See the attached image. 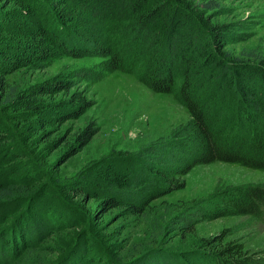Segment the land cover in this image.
<instances>
[{
	"label": "trees",
	"instance_id": "1",
	"mask_svg": "<svg viewBox=\"0 0 264 264\" xmlns=\"http://www.w3.org/2000/svg\"><path fill=\"white\" fill-rule=\"evenodd\" d=\"M203 20L187 0H0V264H263L224 234L187 252L152 247L134 254L124 244L114 252L97 225L115 209L146 218L151 202L184 188L198 164L264 169V61L233 58L222 46L235 41L233 25ZM63 57L100 58L93 80L139 69L152 90L178 93L189 125L168 143L150 144L148 156L119 151L133 162L125 169L108 162L95 180L87 172L63 177L59 161L50 160L53 149L75 155L97 131L93 122L70 124L94 105L84 79L61 73L24 88L10 79ZM181 203L171 222L192 235L198 219L264 218V185L223 189L207 205ZM49 243L55 248L44 254Z\"/></svg>",
	"mask_w": 264,
	"mask_h": 264
},
{
	"label": "rangeland",
	"instance_id": "2",
	"mask_svg": "<svg viewBox=\"0 0 264 264\" xmlns=\"http://www.w3.org/2000/svg\"><path fill=\"white\" fill-rule=\"evenodd\" d=\"M187 2L197 15H203L204 25H233L235 34L231 32L229 36L234 37L235 41L230 39L222 45L223 50L228 51L233 58L242 59L254 66L264 61V0ZM210 2L213 6L208 7ZM100 60L98 57H63L43 69L20 70L10 76L12 81L23 88L61 73L73 75L75 81L78 73L79 78L84 79L82 87L94 105L81 120L70 124L80 127L93 122L97 131L90 143L75 155L64 156L63 147L53 149L55 151L50 160L59 161L55 169L59 168L63 177L87 172L95 180L100 167L108 162L124 163L125 167L122 168L125 169L133 162L131 159L124 161L118 158L119 151H125L127 157L136 153L148 156L150 144L168 143L172 136L190 123V113L178 93L152 90L139 79L142 73L139 69L134 74L110 72L93 80L100 70ZM228 103L231 107L227 111L233 105L230 101ZM169 148L166 145L165 150ZM245 184L264 185V169L251 168L239 162L198 164L187 174L184 188L164 194L151 202L146 218L126 217L120 215L122 211L118 209L106 213L97 223L103 237L101 241L106 242L104 245L107 249L114 252V248L120 244L126 245V250H133L134 254H138L137 248L148 250L152 247L187 252L198 248L203 238L224 234L225 241L242 242L245 251L264 259V218L226 215L212 220L198 219L192 235H185L171 222L176 214L184 210L181 202H190V206L201 201L207 205L219 191ZM90 205L95 209L98 201L92 199ZM43 248L44 254H47V250L55 246L49 243ZM125 254L127 257L122 260L130 256L129 252Z\"/></svg>",
	"mask_w": 264,
	"mask_h": 264
}]
</instances>
